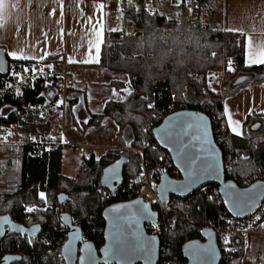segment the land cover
Segmentation results:
<instances>
[{
	"label": "trees",
	"instance_id": "1",
	"mask_svg": "<svg viewBox=\"0 0 264 264\" xmlns=\"http://www.w3.org/2000/svg\"><path fill=\"white\" fill-rule=\"evenodd\" d=\"M160 2L152 0L155 9L152 15L143 10L144 0H134V4L141 7L139 13L134 8L124 7L123 31L108 32L101 51L100 65L127 74L132 91L125 101L108 104L103 115L92 116L86 126L99 125L104 117L113 118L120 127L121 147L129 151L109 149L99 156L92 151L83 158L78 176L71 179L62 174L64 145L56 146L49 154L43 147L23 146L20 184L13 192L0 193V216L10 214L16 222L28 227L41 225L46 240L42 236L31 239L33 243L29 244L30 238L11 235L0 240V259L5 254H16L22 256V261L15 264H55L51 252L55 243L63 237L59 229L61 213L57 211L61 207L57 197L62 192L68 195L70 201L64 210L69 207V212L79 221L85 237L97 246L102 245L104 239L100 228L104 225L103 208L117 201L116 198L108 199V193L101 192L100 180L104 169L119 160H125V180L135 176L141 171V158L131 149H138L149 162L148 173L159 182L166 171L164 157L160 149L142 150L145 129L150 123L153 128L157 127L167 115L181 110L183 104L187 109L201 111L210 117L229 179L242 187L264 179V115L256 120L249 118L245 122L244 136L238 137L230 133L223 110L224 98L233 96L249 84L264 82V66H246L241 47L244 38L206 21L205 15L212 10L207 8L210 0L198 1L194 24L188 19L186 7H183L178 19L170 20L157 10ZM213 52L217 53L215 58L211 55ZM4 56L8 69L29 64L13 61L7 54ZM229 59L235 67L234 72L226 71L225 62ZM218 69L226 74L222 97L207 86L209 72ZM7 74L0 73V86H3ZM123 86L128 85L118 83V87ZM47 90L39 81L25 88L23 94L29 102L42 103L48 96ZM41 93L45 95L41 96ZM149 102L152 108L148 107ZM18 106V100L12 94L0 97V109L5 114L0 116V130L4 125L23 124L24 119L17 112ZM172 106L174 109H170ZM126 132L128 137H124ZM125 141L130 142L131 146ZM245 156L247 160L242 159ZM216 187L210 185L207 193H193L187 210L191 222H182L178 216L173 218L168 236L169 264H185V242L203 240L198 228L218 222L224 206L219 205V197L213 195ZM41 191L48 198L49 206L45 211L41 209L44 204L37 195ZM208 196L214 197V200H208ZM26 205L41 206L27 219ZM241 255L242 250L239 251ZM239 262L240 259L237 264Z\"/></svg>",
	"mask_w": 264,
	"mask_h": 264
},
{
	"label": "crops",
	"instance_id": "2",
	"mask_svg": "<svg viewBox=\"0 0 264 264\" xmlns=\"http://www.w3.org/2000/svg\"><path fill=\"white\" fill-rule=\"evenodd\" d=\"M63 2L65 5V16L62 25H57L56 20L59 19V8L57 7L55 0H32L31 8L25 6V0H5V3L3 4L4 24L3 28H0V50L5 54H7L9 50H15L18 56L21 54L35 56L37 58L42 55L45 56L42 60H13L9 57L13 61H20L29 64L48 61L54 63V65H59L60 63L63 64L62 58H64L69 73L68 111L72 114L70 121L68 120L69 129L73 138H75L73 134L74 125L78 126L79 129L84 132V135L89 132L90 136L87 137V139L91 142L87 146L84 145L83 142H79V144L73 142L67 133V120L65 122L64 138L70 140L76 145L86 146L88 149H93L95 147L98 149V147H100L104 148L105 151L109 149H119L122 151L126 149V147H121L122 139L120 129L113 118L104 117L99 125L86 126L92 116L103 115L108 104L123 102L128 98L129 94L123 92L122 89L127 88L130 93L132 91L128 84L129 77L127 74L113 71L100 65L101 51L105 42L106 34L108 32H115L109 31V29L116 28L118 27L117 25L122 23L120 10L118 9V0H97V3L103 2L106 5L103 10L102 23L104 33L98 63L68 62L69 58L74 61H83L88 60L90 57L88 55L86 40H81L82 36L87 35L84 22L80 17L72 14L73 10L69 7L72 0H63ZM17 4L18 6H14ZM53 8H56L57 10V15L55 16L49 15V12H51ZM92 8L93 0H84V10L91 13ZM207 8L212 9L211 11L214 12L210 11L205 15L206 21L212 26H218L223 31H225L227 27H238L250 32L253 25L256 26L257 31L264 28V19H262L264 18V0H210V4L208 3ZM157 9L159 12H163L168 19H173L169 17V14L173 13V10H171L169 6V0H161ZM61 26L64 28L62 41L59 32ZM17 27L20 29L19 35H16ZM69 33H75V35H69ZM258 43H260V38L254 39V45ZM46 53L47 55H45ZM93 55H95L94 50ZM118 83L128 86L120 88L118 87ZM113 89L116 90L117 96L123 97L124 99H117V96H113ZM105 101L108 102L105 104ZM74 106L77 109L75 113L72 112ZM23 119V124L17 126L18 132H22L23 130H25V132H35L41 130L40 128L44 129L46 124H48V122L42 124L38 119L32 117L28 119L23 117ZM78 120L80 121L79 123L77 122ZM85 120L88 122L84 123L83 121ZM245 128L244 122V134ZM7 129L8 125H4L0 132ZM92 129L95 130L94 133L91 132ZM229 131L231 134L235 135L230 129ZM126 136L128 137L127 132L124 137ZM64 142H66L65 139ZM73 147L78 150L76 146ZM92 151L95 150H88V154H91ZM96 152L97 151H95L94 154L97 156L101 154ZM21 157V146L0 144V182L2 181L8 185L10 178H12V175L10 176L11 171L14 170L13 180L19 187L22 169ZM83 160L82 155L78 152V156L74 158V164L70 162L71 169H75L76 175L73 177L66 176L64 174L66 168L64 149L63 176L71 179L76 178ZM247 242L249 246L247 249H241L242 255L239 257V264H241L245 258L246 252L251 248L256 249L255 252L258 254V257H264V236H251L247 239ZM259 264H264V260H261Z\"/></svg>",
	"mask_w": 264,
	"mask_h": 264
},
{
	"label": "built area",
	"instance_id": "3",
	"mask_svg": "<svg viewBox=\"0 0 264 264\" xmlns=\"http://www.w3.org/2000/svg\"><path fill=\"white\" fill-rule=\"evenodd\" d=\"M198 1L199 0H191L190 7L192 8V12H188V19L194 24L196 22V17L198 13ZM126 0H124L123 4L120 6L124 8L126 6ZM170 9L173 11H181L184 5H181L180 8L175 7L171 0H169ZM187 9V8H186ZM62 59L63 64L54 65L52 62H38L33 64H25L20 65L19 67H10L6 73V77L4 78L3 86H0V92L3 94H12L16 100L19 102V115L28 119V118H35L38 119L46 126L40 128L41 130L38 131H26L23 130L22 132H18L17 124L8 125V131L12 133L11 136H7L5 140L4 137L6 132H0V144L6 145H14V144H21V145H37L41 147H45V152L49 154L56 146L64 145L65 147L67 141L70 146H76L78 148V152L80 155H85L88 151V147H84L83 145H76L70 140L64 138L65 137V120L67 111L69 110V85H68V78L69 73L67 69V63ZM61 61V60H60ZM51 64L53 67L48 68L47 65ZM27 67L29 69L36 68L37 70L43 68L44 71L41 73L37 71L35 73V78L32 79V73H25L23 69ZM61 68V69H58ZM16 72L19 73L21 76L25 77L26 79L23 82L17 83V78L13 77L12 73ZM41 81L45 86L48 85L47 92H52L53 95L57 93V99H62L64 104L59 108L56 107L54 101H52V96L48 97L47 102L39 103V102H29L25 99L23 91L28 86L34 85L37 82ZM11 84L12 88H6L5 85ZM20 88V95H16L15 88ZM170 109H174L173 106ZM184 109L182 105L181 110ZM43 113V116H41ZM150 122L154 124V120L152 118L149 119ZM222 121H219L221 124ZM156 128V127H155ZM153 125L150 123L145 129V138L142 141V150H149V149H160L162 151V155L164 157L165 162V172L169 173L173 178L179 179L180 174L179 171L174 167L172 159L170 158L169 154L163 151L157 144L154 138V129ZM218 131V130H217ZM131 149V148H129ZM136 152L141 158V167L142 172L144 173L143 176L139 174L135 175L134 177H129L125 180L123 186L117 192H110L107 189L101 186V192L103 194L108 193V199L112 200L116 198V202H124L130 201L136 198L142 199L149 203L152 206V209L158 215V221L156 224L148 223L145 227L147 234L151 236H156L160 241V259L158 264H169V256L167 254L168 249V236L170 233V225L172 220L175 216L181 217L182 222H191L190 217L187 213L189 208V200L192 197L188 198H178L175 196H170L169 199L160 201L157 193V185L158 181L154 175H150L148 173L149 169V162L144 160L143 155L141 152L137 151L136 149H131ZM260 180V179H259ZM252 184V183H251ZM248 184L247 186H249ZM245 186V187H247ZM210 190V185L204 186L199 189L200 192L207 193ZM213 195L219 197V205H223V201L220 197V190L218 186L213 189ZM70 201L62 205L58 208L57 211L61 213V216L65 213H68L72 216L73 223L76 226L81 228L79 221L75 220L73 215L69 212V207L67 210H64L66 204ZM113 202V203H116ZM112 203V204H113ZM111 204L108 203L104 208L103 211L110 206ZM264 206V203L261 204ZM27 206V205H26ZM37 209H40L39 206L35 205ZM180 208H183L181 210ZM43 209V208H41ZM26 212V211H25ZM103 214V212H102ZM259 214V211L257 212ZM31 213L26 212V218L29 219ZM103 218V216H102ZM104 221V219H103ZM231 221V223H229ZM264 223V216H262L260 221H253L252 214H249L245 217H235L231 215L224 207V210L219 213V218L217 223L213 224H205L198 228V232L201 234L203 229L211 228L216 235L217 245L219 251L221 253V263L220 264H236L239 259V251L241 249H247L249 244L247 239L251 236H264V228L260 227V224ZM251 224V227H249ZM155 225V227H153ZM59 229L63 232V237L60 238L58 243H55L54 249L51 252L52 257L54 259L55 264H66L62 257V249L63 246L68 238V228L61 222ZM82 229V228H81ZM246 229V231H245ZM105 231V222L102 228H100V232L104 237ZM83 234V231H82ZM44 230L42 229L41 234L38 238L43 236V240H46L44 236ZM227 237L229 239V243L227 245L224 244V238ZM65 238V241L63 242ZM104 239V238H103ZM83 240L89 241L94 243L93 241L89 240L88 237H85L83 234ZM95 244V243H94ZM104 244V243H103ZM102 244V245H103ZM96 245V244H95ZM102 245H96L97 248H100ZM1 247V243H0ZM187 262H185L186 264Z\"/></svg>",
	"mask_w": 264,
	"mask_h": 264
},
{
	"label": "water",
	"instance_id": "4",
	"mask_svg": "<svg viewBox=\"0 0 264 264\" xmlns=\"http://www.w3.org/2000/svg\"><path fill=\"white\" fill-rule=\"evenodd\" d=\"M5 53L0 50V67L4 68L2 74H6L8 68L5 59ZM212 80L211 82H213ZM203 117V120L200 118ZM178 124H183L185 126L192 125L188 129V135L183 138V142L188 144L186 152L192 156H208L209 151L214 152L215 160L219 165V176L210 175L202 180H197L194 184H191V190L181 189L182 185L190 184L191 180L183 171V168L188 166V161L186 159H178L177 151L181 146L180 143L175 139H167V132L179 131L177 127ZM154 138L158 146L166 151L174 167L179 171L180 178H173L169 173L165 172L159 179L157 185V193L160 201L167 200L170 196H175L178 198H188L193 195L194 192L199 191L204 186L207 185H217L220 190V197L223 201L225 209L232 215L229 211V206L224 203L226 197L224 196L225 191H232L229 189V185L235 186V191L247 192L250 195H255L257 203L259 205L264 203V189L260 185H264V179L257 180L250 184L247 187L240 186L236 181L229 179L226 175L224 157L222 150L215 141L214 131L212 126V121L210 117L201 111L198 110H178L167 115L163 121L154 129ZM167 139V142L165 140ZM206 141V142H205ZM204 148L207 151L201 152L200 149ZM172 149V150H170ZM127 161L119 160L114 164L108 166L104 169L101 176V185L103 188L107 189L110 192H117L121 189L125 182V171L124 165ZM106 170H110L107 171ZM253 185H256V188H253ZM175 189V190H174ZM69 197L65 192H62L58 195L57 201L60 205H64L68 201ZM141 201L143 204L148 205V209L151 213L147 219L139 220V231L143 234V237L150 242L152 247V255L150 261L146 260V255L144 253H136L131 256V264H158L160 259V241L156 236H151L147 234L145 227L148 223L156 224L158 221L157 213L152 209V206L146 201L136 198L130 201L116 202L108 206L103 211V219L105 222V231H104V244L97 248L96 245L89 241L83 240L82 229L79 226L74 225L72 216L68 213H65L61 216V222L68 228V238L62 249V257L66 264H81L80 257L84 256L86 258L91 255L94 258L96 264H104V252L103 250L108 246L110 234L115 231L114 224L122 223L120 217L124 214L129 213L130 211H135L140 208V204L135 202ZM121 205H132L131 209L120 208ZM119 208V211H113V209ZM251 213H245L240 217H245ZM7 218V222H5ZM18 229H24L23 234L18 232ZM37 229L36 231H32ZM41 225L26 226L24 224L16 222L10 214L0 216V232H3V235H0V240H4L11 235H21L28 237L32 240L38 239L42 231ZM203 240L195 239L185 242L183 245V255L186 260V264H195V261L190 254V246L195 243L199 245L202 249H208L209 251L204 256V259L207 261V264H220L221 263V253L217 245V239L215 232L211 228L203 229L202 233ZM71 244V248L68 249L65 246ZM214 252V254H213ZM7 257V259H5ZM22 261V256L16 254H5L2 255L0 259V264H15ZM109 264H116L115 260L110 259Z\"/></svg>",
	"mask_w": 264,
	"mask_h": 264
},
{
	"label": "snow or ice",
	"instance_id": "5",
	"mask_svg": "<svg viewBox=\"0 0 264 264\" xmlns=\"http://www.w3.org/2000/svg\"><path fill=\"white\" fill-rule=\"evenodd\" d=\"M124 0H118V9L123 12L122 7H120L123 4ZM129 8H134L137 13L141 11V7L139 5L134 4V0H126ZM172 4L180 8L181 5H184L187 8V11L189 13L192 12V8L189 6L191 3V0H171ZM5 3V0H0V28H3V4ZM55 3L57 4V7L59 8V19L56 20L57 25H62V21L65 16V5L63 0H55ZM14 6H18L14 5ZM25 6L27 8L32 7V0H25ZM73 11L72 14L74 16L80 17V19L84 22L85 25V32L87 33L86 36H82L81 40H86L87 42V50L89 59L83 60V61H74L71 58H69L68 62H82V63H98L100 58V51H101V44L103 43V33H104V27H103V10L105 9L106 5L103 2L97 3V0H93V8L91 13H88L84 10V0H72L71 5L69 6ZM143 10L148 13L149 15L155 14V9L152 6V0H144V6ZM49 15H57L56 8H53L51 12H49ZM179 16V13H177ZM122 19V15L120 17ZM264 19V18H262ZM123 31L122 29L117 28H110L109 31ZM226 32L229 33H235L239 34L244 37V39L241 41V47L244 51L245 56V64L246 66H252V65H261L264 66V28H261L259 31H257L256 26L253 25L251 28V31L248 32L243 28H233V27H227L225 29ZM20 29L17 27L16 29V35H19ZM59 32L61 35V41L64 34V28L61 26L59 28ZM69 35H75V33H69ZM46 36V34H45ZM260 38V43L254 45V39ZM83 46V45H82ZM93 50L95 52V55H93ZM47 55V53L45 54ZM213 58L217 56L216 52H213L211 54ZM7 56L11 57L13 60H28V59H44L45 56L42 55L40 57L35 56H26V55H19L15 50H9L7 52ZM63 59V58H62ZM233 62L231 59H229L226 63V71L232 72L234 71V68L232 66ZM47 67L50 69L53 66L51 64L47 65ZM4 68L0 67V72H3ZM43 72L44 69H36V68H27L25 67L23 69V72L25 73H32V79L35 78V73ZM13 77L17 78V83L23 82L26 78L21 76L19 73H16L13 71L12 73ZM215 74H211V76L208 78L209 83L208 87L211 88V81L214 80ZM6 88H12L11 84L5 85ZM48 87V85H46ZM123 92L131 94L127 88L122 89ZM212 91H215V89H212ZM16 95H20V88H15ZM3 93L0 92V97H2ZM44 93H41V96H44ZM48 96H52L53 93L49 92L47 94ZM112 95L117 96V92L115 89L112 90ZM117 99H124L123 97L117 96ZM147 99V98H142ZM108 101H105V104ZM57 108L62 106L64 104V101L62 99H57L54 101ZM148 107L152 108L153 105L149 102ZM76 107L74 106L72 108V112H76ZM11 111H15V109H11ZM225 114H228L227 107L225 108ZM3 109H0V116H4ZM41 116H43V113H41ZM203 120V117L200 118ZM80 122L79 120L77 121ZM84 123H87L88 121H83ZM229 127L231 131L239 136L242 135V132L240 131L241 125L238 121L234 122L232 121L231 117L228 118ZM177 127L179 128V131L172 132L168 131L166 136L167 139H173L175 138L179 143L180 147L179 149H176L177 151V158L178 159H186L188 161V166L186 168H183V171L185 174L189 177L191 180L190 184L182 185L181 189L183 190H191V184H194L197 180H202L210 175L219 176V165L217 164L215 160L214 152L209 151L208 156H192L186 152V149L188 148V144L183 142V138L188 135V129L192 127V125H183L178 124ZM118 130V126H117ZM6 135L4 139H7V136H11L12 133L8 130H5ZM167 139L165 142H167ZM206 142V141H205ZM125 143L130 147L131 144L128 141H125ZM172 150V149H170ZM201 152L207 151L204 148L200 149ZM242 159L247 160L248 157H242ZM110 171V170H106ZM140 175L143 176L144 173L141 171ZM229 189H233L232 191H225L224 196L226 199L224 200V203L229 206V211L232 213L235 217H240L244 215L245 213H251L253 216V221H260L262 216H264V206L259 205L257 203L255 195H250L247 192H239L235 191L234 185H229ZM256 185H253V188H256ZM262 189H264V185H260ZM175 190V189H174ZM39 200L46 205L48 203L46 198V193L41 191L38 194ZM208 200L212 201L214 200V197L208 196ZM136 204H140L141 207L136 209L135 211H130L127 214H124L120 217L122 223L120 224H114V229L109 239L108 246L103 250L104 252V264H109V260H115L116 264H131V256L136 253H144L146 255V260L150 261V257L152 255V247L150 242H148L144 237L143 234L139 231V220L140 219H147L148 216L151 215L148 205L143 204L141 201L135 202ZM132 205H121L120 208L125 209H131ZM40 209H37L35 205L32 206H25V211L27 213H32L35 211H38ZM113 211H119V208L113 209ZM259 211V214L257 212ZM5 222H7V218H5ZM231 223V221H229ZM155 227V225H153ZM249 227H251V224H249ZM261 228H264V223L260 224ZM37 229H33L32 231H36ZM246 231V229H245ZM18 232L20 234H23L24 229H18ZM0 235H3V232H0ZM28 243L31 244L33 241L31 239L28 240ZM229 243V239L227 237L224 238V244L227 245ZM66 248L70 249L71 244H68L65 246ZM191 252L195 264H207V261L204 259V256L209 251L208 249H202L199 245L193 243L190 246ZM214 254V252H213ZM7 259V257H5ZM261 260H264V257H261ZM81 264H96L94 258L89 255L87 258L84 256L80 257ZM253 264H254V258H253Z\"/></svg>",
	"mask_w": 264,
	"mask_h": 264
},
{
	"label": "rangeland",
	"instance_id": "6",
	"mask_svg": "<svg viewBox=\"0 0 264 264\" xmlns=\"http://www.w3.org/2000/svg\"><path fill=\"white\" fill-rule=\"evenodd\" d=\"M125 7L128 8L129 6L126 5ZM122 9L124 11V8H122ZM177 13H179V16L177 15ZM120 14L122 15V18H123V12L121 13V11H120ZM180 16H181V11H173L172 14H169V17L173 18L171 20H176ZM121 25H122V23L117 25L118 27H116V28L121 29L122 28ZM225 63H227V61ZM225 66H226V64H225ZM68 68H69V66H68ZM233 68L235 70L234 66H233ZM58 69H61V68H58ZM232 72H234V71H232ZM211 74H215L216 78L214 79L213 82H211L212 87L210 89H211V91H212V89H215V91H212V92H214V93L218 92L222 97L224 94V92H223V90H224L223 80H224V76L226 74L224 73L223 70H220V69L210 71L208 74V78L211 76ZM226 107L228 109V114H225V117H226V122L228 124V127H229L228 118L230 116L232 121H234V122L238 121L240 123V125H241L240 131L242 132V135H239V137H243L244 136V122H246L249 118L252 120H256L257 118H259L260 115H262V116L264 115V82H262L260 84H249V85L241 88L233 96L224 98L223 99L224 113H225ZM71 116H72V114L68 111V113L66 115V120H67V133L69 134L70 138L73 140V142H76L78 144H79V142H83L84 145H86V146L89 145V143L91 142L90 140L87 139V137L90 136L89 132H87V134L84 135V132L82 130H80L79 127L76 125L73 126L74 127L73 134L75 137V138H73L71 131L69 129V123H68V120L70 121ZM66 120H65V122H66ZM119 129H120V127H119ZM229 129H230V127H229ZM94 131L95 130L92 129L91 132L94 133ZM110 135H111V133H110ZM66 145H67L65 148L66 168L64 170V174L68 177H73L76 175V172H75V169H71L70 162L72 164H74V158L78 156V150L76 148H74L73 146H70V144H68L67 141H66ZM126 149H124L122 151L123 152L127 151L128 149L127 150ZM88 150H95V151H97L96 153H102L105 151L104 148H100V147H98V149H96V147H95L93 149H88ZM87 154H88V152H87ZM86 156H82V157L85 158ZM11 175H12V178H10V182L8 185L2 181L0 182V193L13 192L15 189L18 188V185H16V182L13 180L14 179V170L11 171L10 176ZM46 198H47V195H46ZM47 201H48V198H47ZM39 206H41V205H39ZM48 206H49V204L47 203L46 205H43L41 207H44L43 208V210H44V209L48 208ZM255 251H256L255 248L249 249L246 252L245 258L243 259L241 264H253V258H254L255 264H256V262H257V264H259V262H261V257H258V254Z\"/></svg>",
	"mask_w": 264,
	"mask_h": 264
},
{
	"label": "bare ground",
	"instance_id": "7",
	"mask_svg": "<svg viewBox=\"0 0 264 264\" xmlns=\"http://www.w3.org/2000/svg\"><path fill=\"white\" fill-rule=\"evenodd\" d=\"M48 97H49V96H47V97L44 99V101H43L42 103L47 102ZM56 98H57V93L54 94V95L52 96V101L56 100ZM68 99H69V95H68ZM39 103H40V102H39ZM183 106H184V109H187L186 106H185L184 104H183ZM187 110H188V109H187ZM189 110H190V109H189ZM17 112H19V106H18V108H17ZM18 115H19V113H18ZM21 117H22V116H21ZM22 118H23V117H22ZM14 145L21 146V147L25 146V145H21V144H14ZM35 146H37V145H35ZM39 147H41V146H39ZM84 147H85V146H84ZM43 148L45 149V147H43ZM137 151H139V152L142 153L141 150H138V149H137ZM163 151H164V150H163ZM165 152H166V151H165ZM86 154H87V153H86ZM86 154H85V155H86ZM85 155H82V156H85ZM142 155H143V154H142ZM144 160H145V159H144ZM146 161H147V160H146ZM141 171H142V167H141ZM141 171H140V172H141ZM140 172H139V173H140ZM139 173H138V174H139ZM136 175H137V174H136ZM133 177H134V176H133ZM68 200H69V199H68ZM67 202H68V201H67ZM67 202H66V203H67ZM27 206H30V205H27ZM61 206H62V205H61Z\"/></svg>",
	"mask_w": 264,
	"mask_h": 264
}]
</instances>
